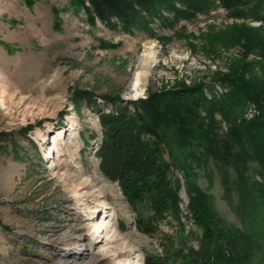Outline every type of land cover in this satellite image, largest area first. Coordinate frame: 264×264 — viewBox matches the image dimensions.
I'll return each mask as SVG.
<instances>
[{
    "label": "rangeland",
    "instance_id": "rangeland-1",
    "mask_svg": "<svg viewBox=\"0 0 264 264\" xmlns=\"http://www.w3.org/2000/svg\"><path fill=\"white\" fill-rule=\"evenodd\" d=\"M162 14L171 25L155 17L150 31L128 32L117 18H111L116 28L103 22L91 0H0V264H145L147 255L182 264L172 255L181 231L163 223L155 235L141 232L119 185L100 172L99 113L86 103L77 108L73 96L91 91L101 112L110 113L117 106L103 96L119 97L122 106L197 85L208 96L213 85L220 95L227 89L215 80L223 76L264 90L263 54L252 43L264 45V0H244L231 11L217 2L179 21ZM150 41L157 63L145 77L144 94L134 98L130 83ZM216 118L215 135L224 140L228 126ZM169 130L176 162L171 177L183 210L191 182L206 196L216 229L246 236L264 259L260 179L249 171L240 181L206 153L203 140L181 148L179 130ZM182 221L185 234H203L187 216Z\"/></svg>",
    "mask_w": 264,
    "mask_h": 264
},
{
    "label": "trees",
    "instance_id": "trees-1",
    "mask_svg": "<svg viewBox=\"0 0 264 264\" xmlns=\"http://www.w3.org/2000/svg\"><path fill=\"white\" fill-rule=\"evenodd\" d=\"M95 14L111 28V18H117L123 29L132 32L150 31L149 25L157 17L162 22L172 20L162 11L174 15V20L191 19L218 2L227 10L238 8L244 0H91ZM256 43L263 54L262 41ZM238 80V79H237ZM223 76L215 80L227 89L218 95L204 85L150 93L146 99L121 104L119 97L103 96L114 106L113 112H101L91 91L76 90L73 96L77 108L82 103L99 113L101 140L96 151L102 175L117 183L131 208L137 214V228L155 235L160 225L175 226L181 232L180 247L172 252L182 264H264L257 259L253 242L246 236L219 232L206 208V196L191 182L187 184L189 202L183 210L180 186L172 179L175 156L169 134L176 127L179 147L203 140L208 155L218 158L232 168L238 179L247 180L252 171L260 181L255 182L264 194V90L244 81ZM211 87V88H210ZM253 110L252 117H246ZM221 117L228 126L226 138H217L216 125ZM166 154L169 160L166 159ZM184 216L201 227L203 234H185ZM194 237L195 247L190 238ZM258 248V247H257ZM258 251V250H257ZM162 256H145V264H164Z\"/></svg>",
    "mask_w": 264,
    "mask_h": 264
},
{
    "label": "bare ground",
    "instance_id": "bare-ground-1",
    "mask_svg": "<svg viewBox=\"0 0 264 264\" xmlns=\"http://www.w3.org/2000/svg\"><path fill=\"white\" fill-rule=\"evenodd\" d=\"M157 52L155 51V45L152 41L144 44L143 52L141 55L140 63L138 68L134 73V79L131 82V87L134 89V98H138L144 94V86L143 82L145 81V77L149 74L151 69L157 63ZM47 88L46 83L41 85V90H45ZM6 100H2L1 104H5ZM62 136L60 135L51 145L53 148H56L61 140ZM125 264H133L131 261Z\"/></svg>",
    "mask_w": 264,
    "mask_h": 264
},
{
    "label": "water",
    "instance_id": "water-1",
    "mask_svg": "<svg viewBox=\"0 0 264 264\" xmlns=\"http://www.w3.org/2000/svg\"><path fill=\"white\" fill-rule=\"evenodd\" d=\"M130 87H131V83H130ZM132 92H134V89L131 87V89H130Z\"/></svg>",
    "mask_w": 264,
    "mask_h": 264
}]
</instances>
